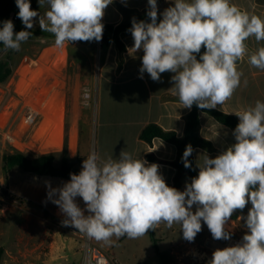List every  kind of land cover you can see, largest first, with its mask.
Wrapping results in <instances>:
<instances>
[{
    "label": "clouds",
    "instance_id": "1",
    "mask_svg": "<svg viewBox=\"0 0 264 264\" xmlns=\"http://www.w3.org/2000/svg\"><path fill=\"white\" fill-rule=\"evenodd\" d=\"M15 2L25 29H32L39 17L40 29L52 34L55 45L62 48L66 43L101 41L105 9L113 0H38L40 7L48 6L43 15L32 10L30 0ZM147 2L150 22L133 18L131 49L143 51L141 78L147 72L159 82L161 74L173 73L171 89L183 108L195 104L214 109L228 101L240 86L237 63L245 56L251 66L264 70V47L249 53L246 43L252 37L264 41V18L241 10L231 0H173L174 6L166 8L158 22L157 0ZM31 36L27 30L15 32L11 20L0 27L4 51H19ZM202 47L205 51L197 59ZM235 115L239 118L235 143L215 158L205 155L198 175L184 191L170 187L156 163L126 151L100 162L91 152L79 174L71 173L62 187L52 188L46 182L47 197L66 217L64 226L109 245L113 237L136 239L161 223L169 228L179 224L189 242L202 231V222L213 239L229 240L228 221L250 203L247 217H240L248 230L242 242L216 249L208 264H264V102L258 100ZM192 152L191 145L186 146L185 168H191Z\"/></svg>",
    "mask_w": 264,
    "mask_h": 264
},
{
    "label": "rangeland",
    "instance_id": "2",
    "mask_svg": "<svg viewBox=\"0 0 264 264\" xmlns=\"http://www.w3.org/2000/svg\"><path fill=\"white\" fill-rule=\"evenodd\" d=\"M259 2L264 7V0ZM30 4L32 10L41 15L48 10L47 4L40 7L38 0H30ZM38 21L39 17H36L34 27L28 30L32 36L21 44L19 51H0V59H5L9 53L13 58L11 78L6 83H0V181L8 187L9 184L12 186L11 191L6 189L11 194L9 198L0 196V246L9 251L5 254L4 250L1 264H83L89 243L122 264H208L214 252L210 247L174 246L175 236L183 238L182 232L174 231L175 224L169 228L161 223L155 231L150 229L146 235L136 239L125 236L117 240L113 237L114 243L111 245L89 238L77 229H64L59 226L56 214L64 215L59 207L54 209V203L48 199L46 182H50L52 188H59L68 181L31 175L19 169L8 172L4 169L3 156L7 152L17 150L32 158L51 153L47 145L58 138L64 143L66 130L68 136L71 131L75 110L89 111L92 131L96 107L94 54L97 53L99 59V42L78 41L57 47L54 36L43 32ZM79 47L91 52L87 56L81 55L78 53ZM260 47H264V41L260 42ZM48 50L52 54L46 55ZM61 50L66 52L65 62L59 61L58 52ZM87 76H92L93 85L87 84ZM85 90L91 92L89 105L84 104ZM31 109L39 112L34 126L26 124V116ZM60 126L61 136L58 132ZM87 138V135L82 136V150L86 148ZM91 142L92 152H95V136ZM61 159L59 155L57 164ZM76 163L80 164L78 160ZM9 172L12 179H9ZM76 202L81 209L86 208L82 198L77 197ZM250 208L249 203L234 214L246 218ZM240 217L234 220V231L242 238L248 230L245 220ZM155 243L159 252L169 255L167 263L162 260Z\"/></svg>",
    "mask_w": 264,
    "mask_h": 264
},
{
    "label": "crops",
    "instance_id": "3",
    "mask_svg": "<svg viewBox=\"0 0 264 264\" xmlns=\"http://www.w3.org/2000/svg\"><path fill=\"white\" fill-rule=\"evenodd\" d=\"M231 3L239 6L241 10H247L263 18L264 7L259 0H231ZM157 6L158 15H160L166 8L174 6L173 0H157ZM123 9L144 12L149 10V5L147 0H113V3L105 9L102 23L117 27L130 20L132 14L124 12ZM120 38L126 46L125 52L121 53L115 43L102 49L101 41H99V59L97 53L94 54L96 107L92 131L90 130L89 111L75 110L72 114V126L68 136V153L73 162L79 161L78 167L80 169H82L83 160L93 151L91 139L94 136L95 153L100 157V162L106 161L109 157L119 158L121 151L132 154L134 158L144 159L149 164L153 163L147 160V155L150 153L169 162L177 159L178 154L175 146L161 139H155L152 144H148L141 140L140 135L148 125L156 124L164 130L173 131L182 137L186 128V117L191 112L192 107L191 109L183 108V104L173 94V89H171L173 87L171 81L173 73L161 74L159 82L153 81L147 72H144L141 78L140 68L143 51L134 52L131 49L134 40L130 31L122 32ZM246 43L249 53L260 48V42H257L254 37L249 38ZM90 52L91 50L85 47L78 49V53H83L84 56ZM237 68L242 73L240 86L228 101L214 108L231 115H235V112L249 106H254L258 100L264 102V70L251 66L248 62V56L238 61ZM86 81L87 84L93 85L92 76H87ZM84 128L89 130L84 131ZM94 132L95 135L93 136ZM199 133L202 138L211 143V146L194 150L193 156L197 173L199 172L198 165L203 163L205 155L209 158H215L235 143L233 130L220 124L206 112L200 113ZM83 135H87L88 138L86 148L82 150ZM64 146L65 142L61 146L51 149V152L60 153ZM78 156L79 159H77ZM156 164L160 166L159 171L166 183L173 187L177 174L175 167L169 164ZM8 176L9 179H12L10 172ZM14 181L16 182L18 179H14ZM187 183H190L188 177L184 179L182 191L185 190ZM0 184L3 188L12 190L11 184L9 187L3 181H0ZM53 207L55 209L58 206L54 204ZM195 210L196 206L194 205L192 211L195 212ZM234 220L231 218L228 221L231 223L232 229L226 228L235 234L236 223ZM179 227V224H175L174 231L182 232ZM174 240H176L175 247H181L184 244L192 247L208 246L213 251L223 249L226 241H228L213 239L207 225L203 222L202 231L199 232L194 241L189 242L181 238L180 235L175 236ZM0 248H4L5 254L9 253L3 245Z\"/></svg>",
    "mask_w": 264,
    "mask_h": 264
},
{
    "label": "trees",
    "instance_id": "4",
    "mask_svg": "<svg viewBox=\"0 0 264 264\" xmlns=\"http://www.w3.org/2000/svg\"><path fill=\"white\" fill-rule=\"evenodd\" d=\"M16 7L15 0H0V27H2L3 21L11 20L14 24V31L19 32L25 29L23 24L15 22L14 9ZM124 12H129L132 14V18L126 22L118 25L117 27L113 25H104L103 37L101 40L102 49L108 48L112 43H115L118 50L123 53L126 51V46L120 38V34L125 31H129L132 26V20L135 18L137 21L143 20L145 22H150V18L147 16V11L137 12V11H128L123 9ZM159 19H162V15H158ZM4 46L0 44V51L3 52ZM205 49L202 47L201 53L197 54V59L203 54ZM13 58L10 53L6 56L5 59H0V83H6L13 74ZM206 112L211 115L217 122L222 125H225L233 130L236 128L239 123V118L236 115L227 114L217 109H201L197 105H193L191 112L186 117V128L184 135L179 137L177 133L173 131H166L156 124L148 125L141 133L140 138L142 141L152 144L155 139H161L177 149V159L175 161L169 162L162 159H159L153 153L147 155V160L153 163L169 164L175 167L177 170L176 177L174 179V186L176 189L182 191L184 185V179L188 177L191 181L193 177L198 175L195 169L194 161V150L196 148H209L211 143L200 136V113ZM191 145L193 152L188 157V160L191 163V168H185L182 162L183 153L186 149V146ZM61 155L62 159L60 164H57V157ZM80 157L78 156L77 159ZM4 169L8 172L13 169H19L22 172L36 175L40 177H49V178H58L69 181L70 174H79L82 170L78 167L76 162H73L69 158L68 153V131L66 130L65 135V146L62 152H51L36 157H28L26 154L15 150L14 152H7L3 156ZM0 196L2 198H9L11 194L3 188L0 184ZM237 220L238 215L233 214L231 217ZM155 247L159 252L157 244ZM4 255V250L0 248V264ZM162 260L167 263L169 260V255L166 253L159 252Z\"/></svg>",
    "mask_w": 264,
    "mask_h": 264
},
{
    "label": "built area",
    "instance_id": "5",
    "mask_svg": "<svg viewBox=\"0 0 264 264\" xmlns=\"http://www.w3.org/2000/svg\"><path fill=\"white\" fill-rule=\"evenodd\" d=\"M18 11H19V9L16 6L14 9V12H15L14 19H15L16 23L22 24L21 20L17 16ZM87 92H88L87 98L85 97V93L83 95L85 105H89L90 99H91V92L89 90H87ZM29 115L32 116L31 120L28 119ZM38 116H39V112L35 109H31L26 116V124L28 126L36 125ZM56 218L59 220V222H58L59 226L63 227L64 229H68V230H74L75 229L74 227H71V226L66 227L63 225L62 221L66 217L56 214ZM230 232H231V239L228 240L226 247L234 246V245L242 242V238L237 237L234 234V232H232V231H230ZM83 264H122V263L120 261H118L116 258H114L113 256L109 255L106 251L95 246L93 243H89L87 245V248L85 251Z\"/></svg>",
    "mask_w": 264,
    "mask_h": 264
},
{
    "label": "bare ground",
    "instance_id": "6",
    "mask_svg": "<svg viewBox=\"0 0 264 264\" xmlns=\"http://www.w3.org/2000/svg\"><path fill=\"white\" fill-rule=\"evenodd\" d=\"M49 53H51V50H48L47 52H45L46 55H48ZM51 54H52V53H51ZM58 57H59V61H61V62H65V59H66V52H65V50H61L60 52H58ZM58 132H59V135L61 136V133H62V126H60V127L58 128ZM61 145H62L61 139L58 138V139H56L55 141L50 142V143L47 145V148H48V149H53V148H57V147H59V146H61ZM229 224H231V223H227L226 227H228V228L230 227V228H231V226H229Z\"/></svg>",
    "mask_w": 264,
    "mask_h": 264
}]
</instances>
